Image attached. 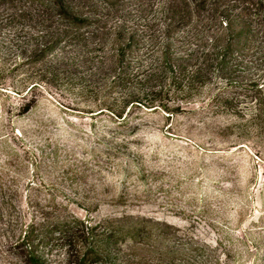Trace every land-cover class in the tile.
I'll list each match as a JSON object with an SVG mask.
<instances>
[{
    "label": "rangeland",
    "instance_id": "1",
    "mask_svg": "<svg viewBox=\"0 0 264 264\" xmlns=\"http://www.w3.org/2000/svg\"><path fill=\"white\" fill-rule=\"evenodd\" d=\"M59 1L90 20L73 30L89 41L86 58L132 42L122 66L135 87H164L169 110L141 109L118 128L88 113L115 72L80 64L63 74L28 59L71 30ZM184 1L0 0V201L15 223L145 219L173 231L139 239L125 264H264V0ZM166 51L172 69L147 81ZM169 238L202 250L162 260Z\"/></svg>",
    "mask_w": 264,
    "mask_h": 264
},
{
    "label": "trees",
    "instance_id": "2",
    "mask_svg": "<svg viewBox=\"0 0 264 264\" xmlns=\"http://www.w3.org/2000/svg\"><path fill=\"white\" fill-rule=\"evenodd\" d=\"M181 1L185 3L183 5H188L184 0ZM58 4L60 15L68 20L66 26L67 28L70 27L71 30L65 29L61 30L59 34L56 33L53 35L54 41H43L40 46L34 45V49H31L33 57H28V59L32 58L33 62L37 63L42 62L45 67L54 71H61V73L72 70L76 66L81 67L80 64L89 65L90 70L96 66L105 68V74L109 71L115 72L110 86L102 85L96 95L95 102H98V111H89L88 113H98L94 116L106 115L111 123L117 125L118 128L128 127L133 115L141 109H154L153 111H156L163 108L169 110L167 102L158 99L159 95L165 92L164 87L161 88L160 93H155L151 92L149 87L137 82L136 84L141 85V88H137L133 85L132 75L128 73V66H122L123 53L132 48V42L124 48L121 47L122 49L118 50L117 55L113 53L114 55H110L109 58L96 60L86 58L84 52L88 49L89 41H80L81 36L74 34L73 30L85 28L90 20L72 14L63 2L59 1ZM173 7L174 5L169 4L171 11ZM174 14L183 18V21L187 18L184 17L187 14L182 8L177 9ZM60 43L71 48L78 46L79 49L75 55H70L71 53L64 46L57 56L45 58L47 52L57 50V47L59 49ZM169 56L168 51L163 53V60L158 61L150 69L146 76L147 81L152 78L159 80V78L161 79L160 73L164 74V71L172 69L170 60H168ZM113 64L116 67H113ZM35 88L37 85L27 88L22 92V96H32L31 93ZM112 94L118 95V98L113 99ZM135 129L138 130V127ZM12 205L10 201H0V236L4 239V243L0 241V256H2L5 264H15L13 260L19 261L16 264H125L126 261L129 262L135 258L132 250L134 251L136 247L140 246L139 239L142 238L145 241L166 239V233L173 231V228L165 227L166 230L163 228L164 226L145 219L131 221L123 218L126 219L125 222L116 218L101 225L97 222H95L96 224L92 223L87 218L70 220L61 214L57 216V221L50 220L49 222L46 216H42L40 221L31 219L29 222L15 223L12 219ZM43 215L45 214L43 213ZM172 242L170 238L166 242L171 248L169 251L161 253L162 260L166 259L165 255L171 253V263H173L180 252L176 247L181 248L182 251L184 249L182 256L186 259L190 257V253H197L202 250L198 246L188 248L187 245L184 247L185 244ZM57 243H60L61 249L57 248ZM57 254L58 259H52ZM61 256L64 259H61ZM178 257H181L180 253Z\"/></svg>",
    "mask_w": 264,
    "mask_h": 264
}]
</instances>
